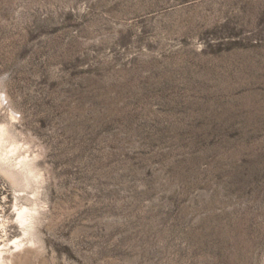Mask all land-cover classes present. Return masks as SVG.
Segmentation results:
<instances>
[{"label": "rangeland", "instance_id": "rangeland-1", "mask_svg": "<svg viewBox=\"0 0 264 264\" xmlns=\"http://www.w3.org/2000/svg\"><path fill=\"white\" fill-rule=\"evenodd\" d=\"M1 125L14 264H264V0H0Z\"/></svg>", "mask_w": 264, "mask_h": 264}, {"label": "bare ground", "instance_id": "bare-ground-1", "mask_svg": "<svg viewBox=\"0 0 264 264\" xmlns=\"http://www.w3.org/2000/svg\"><path fill=\"white\" fill-rule=\"evenodd\" d=\"M13 140L11 137L10 129L6 126L1 125L0 126V172H2L6 177H8L11 183L15 186L28 187L32 184L39 183L41 180V175L39 174V171L37 170V166H35L34 161L29 157H26L27 155L26 156L23 155L24 157L22 156V158L19 160L20 157L18 154H19V150L21 149L20 148L21 146L13 142ZM38 215H39V208L37 207L34 210L32 209L30 210L25 207L18 210V222L24 231V235L26 237H29L32 243L34 242V231H35ZM7 229H8V220L6 221L4 217L0 216V264H14L15 261L13 260L15 252L10 251V249L8 248L9 245L7 247L6 244L8 242L6 241L7 243L3 244V241L5 240L3 239V237L4 236L7 237ZM22 246L23 245L21 242L16 243L15 250L21 248Z\"/></svg>", "mask_w": 264, "mask_h": 264}]
</instances>
